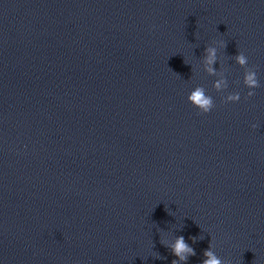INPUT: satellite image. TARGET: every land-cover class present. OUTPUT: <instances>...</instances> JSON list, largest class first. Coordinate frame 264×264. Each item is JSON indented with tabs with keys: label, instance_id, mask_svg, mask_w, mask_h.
I'll return each mask as SVG.
<instances>
[{
	"label": "water",
	"instance_id": "obj_1",
	"mask_svg": "<svg viewBox=\"0 0 264 264\" xmlns=\"http://www.w3.org/2000/svg\"><path fill=\"white\" fill-rule=\"evenodd\" d=\"M176 236L264 264V0H0V264H172Z\"/></svg>",
	"mask_w": 264,
	"mask_h": 264
},
{
	"label": "clouds",
	"instance_id": "obj_2",
	"mask_svg": "<svg viewBox=\"0 0 264 264\" xmlns=\"http://www.w3.org/2000/svg\"><path fill=\"white\" fill-rule=\"evenodd\" d=\"M220 44L221 47L225 46L223 41H220ZM206 51L208 53L207 63L209 64L214 63L216 50L214 48H208L206 49ZM235 59L237 63L241 66L248 65V58L243 51H239ZM209 71L211 72L212 69H209ZM244 84L249 89H255L260 87L257 73L255 70H252L250 68L245 73ZM215 87L219 88L220 84L217 83ZM254 94L255 93L253 91H249L247 93V96L251 97ZM228 99L231 101H239L240 95L239 93H236L230 95ZM187 100L192 104L194 108L198 109L199 112L203 114H207L213 108L212 98L210 96L205 95L204 89L199 86L196 87L194 91L190 93V95L187 97ZM252 127L255 128L256 125H252ZM191 239L193 240V242L196 241L195 237H191ZM165 246L170 247L172 254L175 257H177V259H174L172 261V264H180V262H186L189 256H194L196 254L195 250L185 241V238L183 236H176L173 244L165 245ZM214 248H215V244L210 242L209 247L203 253L205 259L202 260L201 264H232L231 260L222 259L218 257L215 251L213 250ZM156 258H161V257L157 255Z\"/></svg>",
	"mask_w": 264,
	"mask_h": 264
}]
</instances>
